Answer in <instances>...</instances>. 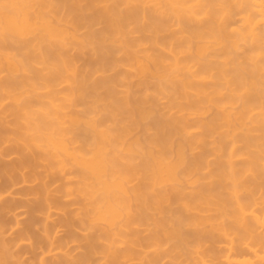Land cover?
Returning a JSON list of instances; mask_svg holds the SVG:
<instances>
[{
	"label": "bare ground",
	"instance_id": "6f19581e",
	"mask_svg": "<svg viewBox=\"0 0 264 264\" xmlns=\"http://www.w3.org/2000/svg\"><path fill=\"white\" fill-rule=\"evenodd\" d=\"M22 243L264 264V0H0V264Z\"/></svg>",
	"mask_w": 264,
	"mask_h": 264
},
{
	"label": "rangeland",
	"instance_id": "374dc122",
	"mask_svg": "<svg viewBox=\"0 0 264 264\" xmlns=\"http://www.w3.org/2000/svg\"><path fill=\"white\" fill-rule=\"evenodd\" d=\"M163 102H166L165 100H163ZM10 158V157H9ZM12 158V157H11ZM11 158L10 159H8V161L9 160H11ZM16 212H18V213H16ZM15 213L19 216V215H21L20 213H22V215L21 216H19V219L20 220H26L27 218V214H23V213H25V210H23V209H19V210H17ZM14 214V213H13ZM13 214H9L8 215V217L9 218H11V219H14V217H13ZM13 221V220H12ZM17 228V227H16ZM39 228V227H38ZM18 229V228H17ZM17 229H13V231H9L8 233H7V240H9V241H14V238H16V236H17V233H16V231H18ZM12 230V229H11ZM15 230V231H14ZM62 230V233H60L61 235H63V234H65V231H64V229H61ZM19 234V233H18ZM11 239V240H10ZM25 243V242H24ZM24 243H22L19 247H18V245L17 246H15L16 248H15V250L17 251V252H20V253H17V254H19V255H21L20 257H22V259L21 260H23V262L25 263V264H34L36 261H34V259L41 253V251L38 249H35V251H33L30 247H28L29 246V243H28V246L27 245H25ZM18 247V248H17ZM33 251H31V250ZM14 250V251H15ZM38 251V252H37Z\"/></svg>",
	"mask_w": 264,
	"mask_h": 264
}]
</instances>
